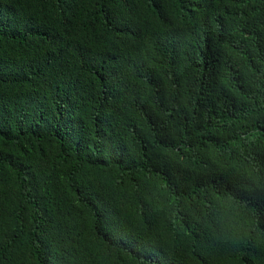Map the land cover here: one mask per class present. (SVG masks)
Instances as JSON below:
<instances>
[{"label": "trees", "instance_id": "1", "mask_svg": "<svg viewBox=\"0 0 264 264\" xmlns=\"http://www.w3.org/2000/svg\"><path fill=\"white\" fill-rule=\"evenodd\" d=\"M0 264H264V0H0Z\"/></svg>", "mask_w": 264, "mask_h": 264}]
</instances>
